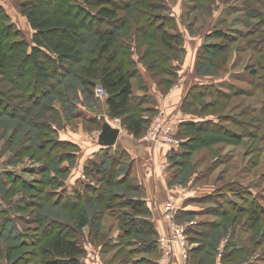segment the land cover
Returning <instances> with one entry per match:
<instances>
[{"label":"trees","instance_id":"trees-1","mask_svg":"<svg viewBox=\"0 0 264 264\" xmlns=\"http://www.w3.org/2000/svg\"><path fill=\"white\" fill-rule=\"evenodd\" d=\"M63 1L66 0H58L60 4L57 5L56 13L38 8H31L26 12V19L34 32L32 42L23 36V31L12 22L7 11H0V115L5 114L10 121L16 120L19 124L12 130L14 137L11 135V140H8L9 147L17 149L14 156L20 159L26 157L40 164L19 172L7 170L4 171L5 174H0V189L8 185H19L25 192L10 200L0 195V241L7 238L11 231L18 237L15 240L12 235L9 236L11 238L8 242L11 240L15 244L11 242L6 247L0 242V258L8 264H87V251L80 240L84 237L85 230L94 222L95 228L92 226L93 231L88 241L95 245L104 241L99 232L103 225L102 218L108 213L118 220L120 232L116 237L111 236L112 227L109 228L102 252L114 253L120 259L115 264H158L157 245L160 233L151 219L152 211L147 202L140 198L143 186L137 185L132 178L130 180L129 168L119 174L127 166L126 158H129V153L123 150L112 155L108 151L110 149H102L83 168L86 179L70 187L69 180L79 161L81 147L77 143L56 137L59 131L54 122H58L59 109L53 103H62L67 94L76 96L77 90H82L91 97L94 95L98 102L95 89L102 85L106 90L108 117H121L129 133L139 138L145 132L146 121L137 111L142 112L144 103L138 102L134 97L132 80L137 77V71L130 58L131 48L127 42H135L138 49L142 50V61L155 55L153 63L161 59L164 60L163 65L167 66L171 57L169 52L176 54L182 49L183 34L178 24L177 29H174V16L166 15L164 11H119V8L127 5L126 0H120L122 5L115 0L97 1V11L79 6L74 13H69L73 14L70 18L66 14L69 15L68 12L71 11H63L66 13L63 15ZM257 2L264 4V0ZM194 7L195 5L192 6ZM234 12L245 15L244 30L235 29L237 34L244 39L248 37V43L254 49L252 50L258 51L255 56L257 63L246 71L248 77L245 81L252 89L238 87L233 92H227L215 83L194 85L186 97L185 103L188 105L206 96L219 101L252 95L256 89L264 92V12ZM81 14L82 19L89 21L88 23L82 24L75 17H80ZM84 27L91 36L88 51L77 39L56 37L57 34H73L78 40L79 37L84 39ZM129 27L133 28L131 34L127 32ZM136 30L139 31V37L136 36ZM155 30L159 32L153 33ZM233 30L217 27L209 32L206 40L220 38L232 42L236 39ZM11 36L14 38H10ZM203 46L204 53L213 48L206 43ZM151 48L156 51H151ZM20 63L28 64L34 81L26 78L28 74L25 70L21 73L15 71ZM64 70L71 72L66 80ZM5 92L16 94L11 99ZM23 100H27V104L23 105ZM71 105L74 106L71 118L76 119L79 116V106L72 100ZM223 116H198L195 117L201 119L198 122L182 123L179 130L176 128L178 135L195 131L199 136L182 140L180 147L169 150L174 154L170 155V160L186 157L197 141L210 143L219 137L237 140L244 136L259 137V131L264 130V101L256 108L246 105L241 110V116L231 115L224 121ZM83 119L90 126L97 127H102L105 121V117L98 119L96 116L91 120ZM227 121L239 126L245 124L244 127L248 125V128L246 126L244 132L238 135V132H232L229 127L224 126ZM9 124L7 122V126ZM249 125L256 127V133L250 132ZM21 134L25 136L19 138ZM65 160L71 166L63 167L62 162ZM51 171L54 176L49 175ZM17 173H39L40 177H44L33 181ZM48 187L52 188L49 190ZM111 187H118L120 190L114 191ZM236 187L235 190L230 187L198 198L195 203L203 205L199 211H181L179 222L190 221L187 234L189 240L198 245L190 251L191 259L196 264L214 262L218 245L232 226L223 220L237 219L230 216L231 212L248 213L245 230H255L257 235L249 237L243 245L237 240L228 242L225 246L228 251L224 250L223 254L224 261L227 258L231 261L237 258V262L246 263V260L249 261L247 257L263 245L260 244L264 241V228H261L264 207L260 202L261 196L253 193L249 186ZM240 198L243 200L238 204ZM210 201L216 202L217 207H204V203ZM4 204L5 207H1ZM65 210L70 211L67 218H63L66 216ZM200 214L212 215L217 219L194 222ZM153 255L155 258L151 257ZM252 264L257 263L252 261Z\"/></svg>","mask_w":264,"mask_h":264},{"label":"rangeland","instance_id":"rangeland-1","mask_svg":"<svg viewBox=\"0 0 264 264\" xmlns=\"http://www.w3.org/2000/svg\"><path fill=\"white\" fill-rule=\"evenodd\" d=\"M97 1L106 0H66L63 1L65 4L61 5L62 8L64 7L62 12L71 11L68 12V14L74 13L73 11H76V8L79 6L97 11V8L99 7H95V2ZM115 1L120 5L123 4V2L120 0ZM126 1L128 2L125 8H119V11H164L166 15L174 16V22H176V24L173 22L174 29H177L178 24L184 37V40L181 43L182 49L180 48L176 54L169 52L171 57L167 62V66L163 65L164 60L161 59H158L153 63L155 55H150L146 60L142 61L140 58L142 50L140 48L138 49L135 42H127L131 48L130 58L133 62L134 68L137 71V77L132 80L133 89L141 90L143 88V84L145 85L147 82L151 86L152 91L155 93L156 99L160 96L159 101L157 100L158 103L153 101V97H150L148 102L143 104L142 112L137 111L139 116L144 117L146 121V129L142 136L136 138V140L147 143L156 149L157 155L154 165V173H158L159 175L161 173L162 177H164V181L157 178V181L155 182V178L153 177L154 173H152L151 178L149 176V178L146 177L145 179L147 186H149V181L150 185L165 189L166 194L163 200L162 197L154 199L148 193V189H145L143 183H141L139 180L140 173H137L136 167H134V160L131 156L126 158L127 166L119 171V174L123 173L126 169L128 170V168L130 169V180L132 178L137 185L143 186V193H141L140 198L147 202L150 210L153 209L154 211V200H156V204L157 200L161 204L159 205V208L161 207L160 213L166 227L165 232L160 234V237L174 236V232L171 230L170 225L168 226L169 221L166 220L163 214L164 205L171 197L176 199L180 205V211L178 212L175 220L176 223H179L180 226L186 225L185 227L187 228L190 225V223H188L189 220L185 222H179L178 217L180 216L181 211H184L186 207H188L186 211H194L195 208L199 209L203 206L198 203L195 205L191 203V205L188 206L187 201L189 197L207 196L213 192L218 193L221 189L228 190L230 187L235 190L237 188L236 186H249V189H251L253 193L261 196L259 197L260 202L264 207V130L259 131V137L244 136L239 138V140L235 138L227 139V137H219L216 140L210 141V143L197 141V144L195 143V147L189 150L190 152L186 157L174 161L170 160V155L174 154L173 152L169 153V146L165 145L164 143L155 142L157 139L161 138L160 136L154 137L152 141L147 139L148 135L152 136L151 133L153 125L155 124L157 117L164 118V122L168 123L174 122L173 117H176L177 115L193 118L198 116H217L220 114L224 115V121L231 115L241 116V110L246 105H251L255 108L260 106V103L264 101V92L262 89H256L252 95H240L229 100L217 101L212 98V96H206L205 98L194 101L191 105H188V103H185V101L190 88L194 85L215 83L220 87L225 88L227 92H233L234 89L238 87L245 88L247 90L250 88V84L245 81V79L247 80L248 77L247 68L257 63L255 56L258 51H253V46L248 43V37L244 39V37L237 34L235 29L244 30L243 18L245 15L242 12L240 13L234 11L250 10L264 12V4L257 2L259 0H161V2H159V0H144L142 3V0ZM7 2H9V4L5 3V0H0V11L19 12L21 14L20 20L23 21L24 24L26 21L25 15L29 9L38 8L48 12L56 13L58 9L57 5L59 3L58 0H7ZM137 4L139 6H136ZM193 5H195L194 8H192ZM138 7L139 9H137ZM59 12L62 14L61 11ZM65 14L66 13L63 12V15ZM66 16H73V14H66ZM75 17L82 24L89 22L82 19V14L80 17L76 15ZM133 24L134 22H132V25ZM223 26H226L227 28ZM217 27L222 29L224 28V30L234 29L233 31L235 33H233V35L236 37V39H233L232 42L220 38L206 40V36L210 34L209 32H212ZM132 29V27H129L127 32L131 34L133 32ZM82 32L84 33V39L79 37V40L78 37L74 36L73 34H57L56 37H61L63 39H77L78 42L82 43L84 49L88 51L89 42H91V36L88 34L86 27H84ZM135 32L137 34L135 35L139 37V31L136 30ZM152 32L157 33L159 31L155 30ZM22 33L27 40L32 42L33 32L29 30L27 32V29H24ZM10 38L14 37L11 36ZM205 43L211 45L209 47L213 46V48L208 50L206 53H204L202 49ZM151 51L154 52L156 50L151 48ZM87 57H89V55ZM198 61H200L199 66ZM160 67L165 68V70H162ZM22 70H25L26 74H28V77L26 78L34 81L29 73V67L27 63H20L15 71H17V73H21ZM141 72L144 74V77H146V81H144ZM70 73L71 72L64 70V80H66ZM172 73H174L175 77ZM54 82H56V80H54ZM36 90H38V87ZM5 91L7 90L5 89ZM13 94L16 93H7L11 99H13ZM34 94L36 95L37 91ZM34 94L32 95L34 96ZM64 98L65 99L62 103L56 101L53 103L56 105V109H59L57 119L58 122H54L55 128L59 131L56 135L57 138H75L81 139V141H84L83 139H87L89 140H86L87 145L88 142L93 143L94 145L97 144V141L93 138V134L99 135L102 132V127L90 126L85 122L83 116H78L76 119L71 118L72 112L74 110V106L71 105V100L76 101L77 107L79 106V109L83 112V114L89 113L88 111H92L93 109L98 115L101 113L106 115L107 117L105 118V121L109 122L112 127L118 128L121 131V135H132L127 130L126 124H124V121L121 117L110 118L106 113H103L107 110L106 96L100 98L101 102H97L94 95L91 97L82 92V90H77L76 96L67 94V96L65 95ZM66 99H68V102ZM30 100H32V98ZM24 101L25 100H23V105L27 104V100L25 102ZM17 102L18 101H16V103ZM203 106L207 107L202 108ZM115 119H120L121 123L116 122ZM7 122L10 123L9 126H7ZM18 125L19 124L16 120L10 121L5 114L0 115V174H5L4 171L7 170H16L19 172L25 168L29 169L30 167H33V165H40L26 157L23 159H20L19 157L16 158L14 154L16 153L17 149L15 147H13V149L9 147L8 140H11V135L14 137L12 130ZM237 125L238 124L235 125L231 121L224 122L225 127H229V130L232 132H238V135L244 132V128L246 126L248 128V125L244 127L245 124L242 126ZM8 127L9 130H7ZM249 130H251V133H256L257 129L255 126L249 125ZM173 135L174 138L179 141L199 136L195 131L183 132L178 135L177 130H174ZM24 136L25 134H21L19 138ZM119 139L117 143H120L121 140ZM79 146L81 147V151L79 152L80 157L77 166L75 169H73L72 176L69 180L70 187H73L74 185L76 186L82 180L86 179L85 169H83V167L85 164V156L89 158V152L85 147H82L81 145ZM116 146L117 145L111 147L110 150H108L111 151L112 155H117L116 153L118 151L116 150H118L119 147L120 149H124V146L121 144H119L118 147ZM62 166L69 167L71 165L70 162L65 160L62 162ZM53 173L54 172L51 171L49 175L54 176ZM17 174H23L26 178L33 181L42 177H40L39 173ZM51 188L52 187H48L49 190ZM111 189L114 191L120 190L118 187H111ZM0 193L1 196L6 197L7 200H10L13 196L22 195L25 192L19 185H8L5 186V188L0 189ZM242 200L243 198H240L238 200V204H241ZM1 203L2 202H0V204ZM209 203H211V201L204 203V207H217L216 202L211 204ZM1 207H5V204L1 205ZM69 213V210H65L64 214H66V216L63 218H67ZM13 216L15 215L13 214ZM230 216H235L237 219L235 221L232 219L229 221L228 219L223 220L222 218H218L225 222L231 223L232 226L228 233L224 234L222 237L218 245L214 262L210 264H241L237 262V258H235L233 261L227 258V260L224 261V250L228 251L225 248L226 244L228 242H235L237 240L240 245H243L248 241L247 239L249 237L252 238V235H257L255 230H249L248 228L245 230V225L248 223L247 221L249 218L248 213L242 214L240 212H231ZM153 218L154 214L152 213L151 219ZM102 219L103 225L99 233L102 236V239L104 238V241L101 240L97 245L88 241L90 239V233L93 231L92 226L95 228L94 222L89 228L85 230L83 233L84 237H82L80 240L81 245H83L84 249L87 251V255L85 257V262L87 264H115L120 260L112 252H102V250H104L107 231L110 227H112V234L110 235H114L116 237V235L120 232V227L118 225L119 222L115 217L109 216L108 213ZM215 219H217V217L215 218L212 215L208 216L200 214L197 215V217L194 219V222H201L203 220L213 221ZM16 222L18 224L20 223L18 220ZM194 222H192V224ZM262 227L264 228V216L262 218L261 228ZM11 235L15 240L18 239V237L12 231L10 232L9 236ZM9 236L4 239L2 238V241H0L3 243L4 247H6L7 244L10 245L11 242L15 244V242L11 240L8 242L9 238H11ZM227 238L228 240L225 241ZM187 239L188 246L191 244L193 247L198 246L197 244L194 245L189 240L188 234ZM260 244H263L261 248H257L255 252L247 257L249 261L246 260V263L242 264H252V261H255L257 264H264V241H262ZM173 250H175L176 258L171 264H182L181 261L184 260L182 255L183 247L180 243H174ZM22 251L23 250H21V252ZM158 253V264H165V260H162V252L159 251ZM151 257L155 258V255ZM0 264L8 263L4 259L1 260L0 258ZM183 264L196 263L191 259L190 256L188 262H183Z\"/></svg>","mask_w":264,"mask_h":264},{"label":"crops","instance_id":"crops-1","mask_svg":"<svg viewBox=\"0 0 264 264\" xmlns=\"http://www.w3.org/2000/svg\"><path fill=\"white\" fill-rule=\"evenodd\" d=\"M1 1H4V0H1ZM5 3L9 4V2H7V0H5ZM7 13L10 16V18L12 19V22L14 24H16L17 27L20 30L24 31V29H27V32H28V30L31 31V32H33V30L31 29V27H30V25H29V23L27 21V19L25 21V24L23 23V21L20 20L21 14L19 12H17V11L16 12L7 11ZM141 75L144 78V81H146V77H144V74L142 72H141ZM147 84H148L147 82H146L145 85L143 84V88L141 90L133 89L135 99L138 102L141 101V102H143L145 104V102H148V100L150 99V97L151 98L153 97L152 98L153 101H155L156 103H158L160 96L156 99V95L152 91L151 86L149 84L148 85ZM134 86H135V84H134ZM99 101L101 102L100 99H99ZM88 112L89 113L83 114V112L80 111V109H79L78 115L79 116H83V118H86L88 120H91V119L95 118V116L98 117V119H103L104 117L105 118L107 117L106 115H104L102 113L100 115H98L94 111H91V110H89ZM103 113H106L107 114V110L104 111ZM186 117H183L182 115H177L176 117H173L174 118V121H175V125H176L177 130H179L178 129L179 126L182 123H184V122H193V121L194 122H198V121L201 120V119L198 120L195 117H193V118H189V117L186 118ZM119 121L121 123V120L120 119H119ZM119 136H120L119 137L120 139L119 138L118 139L121 140V141H120V143L118 142L116 144L117 145L116 147H118L119 144H121L122 146H124L123 147L124 149H120V147H119L118 150H116V151L119 152V151L126 150L129 153V155L134 160V167H136L137 173H140L139 180L141 181V183H143V186L145 187V189L146 190L148 189V191H149L148 193L154 199L155 198H161L162 197V200H163V198H164V196L166 194L165 189L164 188L162 189V188H160L158 186L150 185L149 184V181H148V185L149 186H147V182H146V179H145L146 177L149 178V176L151 178L152 177V173H154V167H155L154 165H155V160H156V155H157L156 154V149L153 146H150L147 143L141 142L140 140H136V138L134 136H132V135H128V134L127 135H124V136L121 135V131H120V135ZM63 139L64 140L71 141V142H74V143H77V144L81 145L82 147H85L86 150H88V152H89V155H88L89 158H87L85 156V164H84V167L87 165V163L89 162V160L93 159L94 156L97 155L99 152H101L102 149H110L111 148V147L104 148L103 146L99 145L98 142H96L97 144H94V145H93V143H89L88 142V145H87V143H86V140L87 139L86 140L83 139L84 141H81V139H75V138H63ZM87 141H89V140H87ZM169 148H170L169 150H173L174 149L173 147H170V146H169ZM169 153H171V152L169 151ZM177 154H179V153H177ZM153 177L155 178V182L157 181V178L158 179H162V180L164 179V177H162L161 173H160V175L158 173H154L153 174ZM210 194H212V193H210ZM200 197H203V196L189 197L188 198V201H187V205L190 206L191 203L193 205H195L196 204V203H194V202H196L195 200H197ZM154 203H155L154 211H153V209L151 210L152 213L154 214V218L152 219V221L156 225V228L159 231V233L162 234V233L165 232V227L166 226H165V223L163 222L162 215L160 213L161 207L159 208V205H161V204L159 203L158 200H157V204H156V200H154ZM187 208L188 207H186L185 210H187ZM199 209L195 208L194 211H196V210L199 211Z\"/></svg>","mask_w":264,"mask_h":264},{"label":"built area","instance_id":"built-area-1","mask_svg":"<svg viewBox=\"0 0 264 264\" xmlns=\"http://www.w3.org/2000/svg\"><path fill=\"white\" fill-rule=\"evenodd\" d=\"M95 94L98 97V99L103 98L106 96V90L102 85H98L95 89ZM116 122H119V119H115ZM164 118L157 117L155 120V124L153 125L152 129V136H147V139L153 140L154 137L160 136V139H157L155 142L164 143L165 145H168L170 147L176 148L181 144V141L174 138V130H176L175 121L174 122H168L164 125ZM99 136L100 134H93V138L96 139V141L99 143ZM154 142V143H155ZM180 211V205L178 204V201L171 197L164 205L163 214L166 218V220L169 221L168 226L170 225L171 230L174 232L173 237L169 236H163L160 237L158 240V250L162 252V260H165V264H171L175 260V250H173V244L174 243H180L183 247L182 255H183V262H188V259L190 257V251L193 248V245L191 244L188 246V239H187V227L184 225H181L176 223V217L178 212ZM228 238L225 240L227 241ZM223 246V244H222Z\"/></svg>","mask_w":264,"mask_h":264},{"label":"water","instance_id":"water-1","mask_svg":"<svg viewBox=\"0 0 264 264\" xmlns=\"http://www.w3.org/2000/svg\"><path fill=\"white\" fill-rule=\"evenodd\" d=\"M120 130L114 128L107 121L103 123L102 132L99 136V143L104 148L113 147L117 144L119 138Z\"/></svg>","mask_w":264,"mask_h":264}]
</instances>
